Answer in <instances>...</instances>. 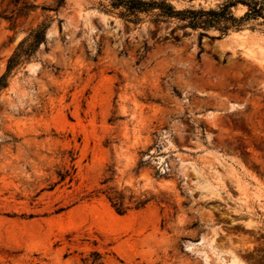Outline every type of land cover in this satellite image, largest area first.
Listing matches in <instances>:
<instances>
[{"label": "rangeland", "instance_id": "1", "mask_svg": "<svg viewBox=\"0 0 264 264\" xmlns=\"http://www.w3.org/2000/svg\"><path fill=\"white\" fill-rule=\"evenodd\" d=\"M54 1L0 0V75L49 24L0 91V264H264V13L200 36Z\"/></svg>", "mask_w": 264, "mask_h": 264}, {"label": "trees", "instance_id": "2", "mask_svg": "<svg viewBox=\"0 0 264 264\" xmlns=\"http://www.w3.org/2000/svg\"><path fill=\"white\" fill-rule=\"evenodd\" d=\"M64 0H55L54 6L43 7L44 9L56 10ZM109 8H105L107 12H114L125 20L139 22L141 14H150L157 21L167 19H176L181 22L180 27H190L192 29H201L200 36L205 34L208 29H215L220 35L227 34L231 29H239L242 22L249 18H258L264 13V2L258 0H225L216 8H184L175 9V7L167 0H108ZM237 3H241L248 7L244 15L240 17L234 16L232 7ZM35 7L34 5L23 6V9ZM264 18V16H262ZM48 23L45 21L38 24L32 29L27 36L22 38L11 55L7 59L6 70L0 75V91L8 85V77L13 71L21 67L25 62L29 61L36 53L37 49L46 40V30ZM69 171L59 173V181H63L69 176ZM132 198L131 196L129 197ZM109 200L119 214H124L128 206L123 203V196L118 193ZM144 201H135V207H140Z\"/></svg>", "mask_w": 264, "mask_h": 264}]
</instances>
